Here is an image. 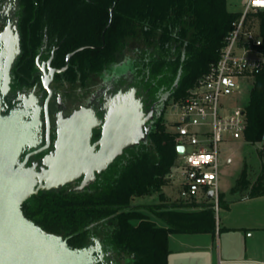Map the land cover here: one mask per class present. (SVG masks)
Masks as SVG:
<instances>
[{"label":"trees","instance_id":"obj_1","mask_svg":"<svg viewBox=\"0 0 264 264\" xmlns=\"http://www.w3.org/2000/svg\"><path fill=\"white\" fill-rule=\"evenodd\" d=\"M36 2L39 15L60 21L71 32L67 38L73 48L101 46L102 31L112 20L105 31L104 48L88 49L76 56L91 64L90 71L108 67L121 56L125 38L139 32L148 47L139 51L138 61L150 70L151 82L162 77L161 82L172 83L179 77L174 99L182 98L219 60L225 38L241 15L229 10L227 0ZM26 6L28 11H34L31 0ZM254 18L258 24L252 21ZM248 19L258 27L264 44V10L250 14ZM151 45L159 52L150 49ZM245 113L244 138L253 145L263 143L264 70L254 77ZM177 158L176 137L161 121L146 144L129 150L91 189L69 194L40 192L23 204V212L46 232L67 239L72 248L82 249L96 236L117 258L127 257L128 264H168L170 235H215L217 231L216 213L210 204H203L196 211L182 209L196 207V203L149 206V211L166 227H159L139 210L145 207L130 208L135 206L136 198L156 193L161 199L164 197L162 190L170 184L166 177ZM246 184L243 179L241 186ZM263 195L264 183L260 181L252 186L250 196Z\"/></svg>","mask_w":264,"mask_h":264},{"label":"flooded vegetation","instance_id":"obj_2","mask_svg":"<svg viewBox=\"0 0 264 264\" xmlns=\"http://www.w3.org/2000/svg\"><path fill=\"white\" fill-rule=\"evenodd\" d=\"M25 1L0 0V73H3L0 99L2 115H17L28 136L21 157L24 161L29 156L26 168L40 173L45 160L57 156L62 134L71 131L66 123L77 113L87 111L91 117L93 128L89 145L94 147L95 152L100 148L112 106L122 105L123 102L131 108L139 105L144 118L148 119L143 128L144 133L150 128L145 140L115 157L105 171L95 174V180L89 187L72 191L86 177V174H74L71 183L44 191L64 194L84 192L91 189L129 150L148 142L150 133L157 123L163 121L165 110L174 99L179 77L172 83L161 82L162 77L151 82L150 70L138 61L139 52L124 60L118 56L108 67L90 71L91 64L76 56L88 49H103L105 41L102 35L106 27L101 34V46L73 48L67 38L71 32L66 31L60 21H49L39 15L36 0H31L34 11H28L26 5H29V0ZM99 16L103 18V15ZM81 48L84 49L77 51ZM6 74L8 88L3 92ZM82 130L80 127L74 129L77 132ZM74 144L68 142V146ZM92 239L101 243L99 255L103 257V264H113V255H116L104 246L101 238L91 237L86 247L94 245Z\"/></svg>","mask_w":264,"mask_h":264},{"label":"water","instance_id":"obj_3","mask_svg":"<svg viewBox=\"0 0 264 264\" xmlns=\"http://www.w3.org/2000/svg\"><path fill=\"white\" fill-rule=\"evenodd\" d=\"M110 13L113 14V9ZM111 23L112 20L106 29ZM2 77L3 73H0V80ZM7 83L6 74L3 92L8 88ZM111 108L97 152L89 145L93 128L91 117L87 111H82L66 123L71 131L62 134L57 156L47 158L38 173L33 168H26L29 156L21 161L28 136L17 115H2L0 99V264H103V257L99 255L102 246L98 239H92V246L72 248L67 239L46 232L28 219L22 207L40 191L71 183L74 174H86L82 183L72 189L74 192L82 191L94 182L96 173L101 174L108 168L115 157L145 140L150 128L144 133L148 119L144 118L139 105L131 108L123 102ZM77 127L83 130L74 131ZM68 142L75 144L68 146ZM177 152L182 154L184 148L178 147ZM134 207L138 206H130Z\"/></svg>","mask_w":264,"mask_h":264},{"label":"built area","instance_id":"obj_4","mask_svg":"<svg viewBox=\"0 0 264 264\" xmlns=\"http://www.w3.org/2000/svg\"><path fill=\"white\" fill-rule=\"evenodd\" d=\"M243 11L225 38L220 58L171 107L176 151L183 147L167 179L177 182L187 203L210 204L218 216L221 207V166L226 137L244 138L245 107L242 87L264 70V44L248 17L264 10V0H244ZM230 159L227 160V164ZM226 163V162H225ZM210 193L212 194L209 197Z\"/></svg>","mask_w":264,"mask_h":264},{"label":"crops","instance_id":"obj_5","mask_svg":"<svg viewBox=\"0 0 264 264\" xmlns=\"http://www.w3.org/2000/svg\"><path fill=\"white\" fill-rule=\"evenodd\" d=\"M231 163L230 159L227 165ZM235 188L231 186L227 192L221 191L223 215L221 218L216 217L215 235L201 233L169 236L168 264H213L214 261L218 264H264V195L252 197L237 194ZM183 202V206H186L187 202ZM196 204V207L182 209L201 210L203 203ZM148 207L145 206V209L149 210ZM155 219L153 221L159 227H166L163 221L157 217Z\"/></svg>","mask_w":264,"mask_h":264},{"label":"rangeland","instance_id":"obj_6","mask_svg":"<svg viewBox=\"0 0 264 264\" xmlns=\"http://www.w3.org/2000/svg\"><path fill=\"white\" fill-rule=\"evenodd\" d=\"M243 1L244 0H227L228 8L232 12H242L243 11ZM255 21L256 24L257 21ZM147 43L142 37V35L137 32L124 40V48L121 52V60H124L128 57H134L137 52L146 49ZM150 49H156L159 52V49L154 45L150 46ZM252 80L248 81L247 84H244L242 87V96L240 103L242 106L246 107L250 101V91L252 89ZM172 101L168 104L162 124L168 132L173 131L172 122L176 119L174 116L173 109L171 107ZM223 157L221 166V191L227 192L231 186H235V193L243 195H251V188L257 182L263 181L264 183V142L258 144H251L245 138L240 140H231L229 137H226V143L223 146ZM231 159L232 163L227 165V160ZM226 162V163H225ZM245 171V172H244ZM244 172V174H243ZM245 180L247 183L246 187L241 186V181ZM238 185V186H237ZM164 197L161 199L159 194L156 193L152 196L136 198L134 201L135 206H153L156 204H163V202L170 203H181L183 200L180 198V188L177 182L165 186L162 190ZM228 198H230V195ZM199 203L203 202L202 200H197ZM142 213L146 214L151 220H156L154 215L145 208L139 209ZM223 215V208L221 207L218 218H221ZM162 222V221H161ZM162 224V223H161ZM113 255L112 262L113 264H128V258H117L115 260ZM114 259V260H113ZM213 264H218L214 261Z\"/></svg>","mask_w":264,"mask_h":264}]
</instances>
